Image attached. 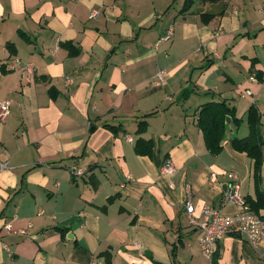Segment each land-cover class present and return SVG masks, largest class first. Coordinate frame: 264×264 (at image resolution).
<instances>
[{
    "label": "crops",
    "instance_id": "0c3cea01",
    "mask_svg": "<svg viewBox=\"0 0 264 264\" xmlns=\"http://www.w3.org/2000/svg\"><path fill=\"white\" fill-rule=\"evenodd\" d=\"M184 3L0 0V264H210L184 204L196 217L205 205L235 213L222 204L228 173L245 202L256 197L253 161L233 139L249 135L254 107L264 141V0ZM220 100L239 120L226 116L212 152L197 118ZM214 253L264 264V236L255 248L229 234Z\"/></svg>",
    "mask_w": 264,
    "mask_h": 264
},
{
    "label": "built area",
    "instance_id": "2783aa9c",
    "mask_svg": "<svg viewBox=\"0 0 264 264\" xmlns=\"http://www.w3.org/2000/svg\"><path fill=\"white\" fill-rule=\"evenodd\" d=\"M96 11H92L90 16H95ZM172 34V27L168 28L167 33L160 40H168ZM18 63V61H17ZM22 69L30 73L34 67L30 63L22 66ZM155 77L156 83L164 78V70L159 69ZM247 93H250L247 91ZM10 101L3 99L0 101V119H4L9 113ZM1 166V164H0ZM72 174L81 175L82 172L77 168H72ZM163 171L172 174L175 168L171 162L163 165ZM230 179L228 191L225 193L222 204L234 203L238 210L230 215L221 213V211L211 205H205L201 209L199 216H194V206L188 199L184 207L189 223L194 225L199 231V246L202 254L207 260L211 261L218 241L229 234L244 237L253 247H257L264 236V219L254 212L248 203H246L240 193L239 183L233 173H228ZM264 259V254L261 255ZM89 264H102L98 256L92 258Z\"/></svg>",
    "mask_w": 264,
    "mask_h": 264
},
{
    "label": "trees",
    "instance_id": "16d2710c",
    "mask_svg": "<svg viewBox=\"0 0 264 264\" xmlns=\"http://www.w3.org/2000/svg\"><path fill=\"white\" fill-rule=\"evenodd\" d=\"M199 2H213L215 0H198ZM193 0H185L182 7V11L187 10L191 6ZM212 13H201V20L205 23L209 22L213 18ZM53 96V94H51ZM227 115H231L235 122L239 119L234 117V111L230 108L224 100L209 101L201 105V109L198 112L197 125L203 133L205 143L212 152H217L220 149V139L224 133V120ZM247 119L249 122L250 133L245 138L233 139V145L236 149L246 151L253 161V179L256 189L255 199L246 200L250 208L259 214L260 209H264V191L260 189V170L263 165V157L261 147L264 143L260 134L258 133V126L260 118L256 113L254 107H251L247 113ZM146 125L145 120L138 122V131L142 130ZM112 131L117 129V126L106 124ZM150 141L137 140V150L141 153H148L151 149ZM263 219L264 216L260 215ZM175 247L173 246L172 253L174 254ZM155 264H164L160 261H155ZM210 264H219L215 253L212 256Z\"/></svg>",
    "mask_w": 264,
    "mask_h": 264
}]
</instances>
